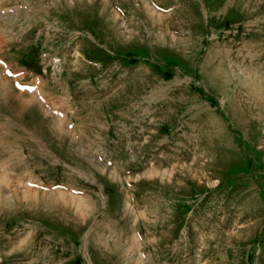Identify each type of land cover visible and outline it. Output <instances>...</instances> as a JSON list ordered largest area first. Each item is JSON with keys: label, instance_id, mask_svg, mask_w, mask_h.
<instances>
[{"label": "rangeland", "instance_id": "obj_1", "mask_svg": "<svg viewBox=\"0 0 264 264\" xmlns=\"http://www.w3.org/2000/svg\"><path fill=\"white\" fill-rule=\"evenodd\" d=\"M0 264H264V0H0Z\"/></svg>", "mask_w": 264, "mask_h": 264}]
</instances>
